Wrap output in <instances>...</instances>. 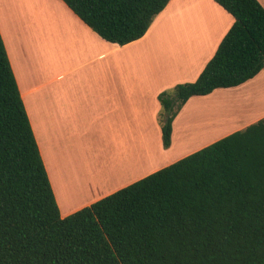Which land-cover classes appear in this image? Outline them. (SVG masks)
I'll use <instances>...</instances> for the list:
<instances>
[{
  "label": "trees",
  "instance_id": "16d2710c",
  "mask_svg": "<svg viewBox=\"0 0 264 264\" xmlns=\"http://www.w3.org/2000/svg\"><path fill=\"white\" fill-rule=\"evenodd\" d=\"M62 1L124 45L169 0ZM215 1L234 22L194 81L158 94L165 148L190 96L264 67V7ZM0 264H264V117L61 216L0 35Z\"/></svg>",
  "mask_w": 264,
  "mask_h": 264
},
{
  "label": "crops",
  "instance_id": "0c3cea01",
  "mask_svg": "<svg viewBox=\"0 0 264 264\" xmlns=\"http://www.w3.org/2000/svg\"><path fill=\"white\" fill-rule=\"evenodd\" d=\"M258 1L264 7V0ZM63 5L75 19L79 34L61 43L63 62L59 66L64 64L58 70L54 71L51 66L47 48L49 33L44 29L46 24L42 22L39 0L0 2V35L60 215L66 216L147 175L145 146L144 143L140 146L136 140L140 135L144 139L147 129L158 126L153 118L161 109L158 94L165 88L198 77L233 24L234 17L215 0H169L143 36L116 45L101 38L65 3ZM53 37L55 39V35ZM147 45L146 54L154 67L150 88L145 82L144 62L138 63L144 54L140 49ZM77 69H85L90 74L89 81L83 78L80 82H67L66 78ZM251 89L255 94L245 95ZM149 90H154L153 101L158 103L157 108L152 104L146 106ZM228 95L235 97L232 106H226L230 108L224 111L231 122L219 126V119L224 120L219 114L223 112L216 108L221 106L219 99ZM139 101L144 110L137 118H131V107ZM189 105L192 109L196 106V112H203L204 119L212 118L210 126L214 128L200 130L202 136L210 138L214 129L218 132L215 139L179 155L172 147V135L176 119ZM262 106L264 67L236 86L190 96L172 121L169 146H162L171 159L166 165L263 118ZM241 107H245V111ZM149 111H153L150 117ZM157 130L161 136V127ZM194 132L196 128L189 134ZM98 137L112 140L105 151L91 143V139ZM121 142L130 147L121 146ZM163 166L165 164L153 171ZM66 178L68 182L71 178L73 181L68 183ZM75 179V186L80 187L73 192L69 185L74 186Z\"/></svg>",
  "mask_w": 264,
  "mask_h": 264
},
{
  "label": "rangeland",
  "instance_id": "374dc122",
  "mask_svg": "<svg viewBox=\"0 0 264 264\" xmlns=\"http://www.w3.org/2000/svg\"><path fill=\"white\" fill-rule=\"evenodd\" d=\"M5 1H8V0H0L1 4L5 3ZM39 1L41 3V10L43 12L42 22L43 23L45 22L46 24L44 29L49 33L47 34L48 40H50V43L47 44L48 54H50L49 58L51 61V66L53 65L54 71H55V70H58L59 67H62V65L64 64L63 63L61 66H59L63 62V58H62L61 50H60L61 43L63 45V43L69 37L72 38V36H75L76 33L79 34V31L75 24L76 22L75 19L72 17L69 11L65 9L63 5L64 2L62 0L61 2L58 0H39ZM53 35H55V39H52ZM148 50H149L148 45L142 50L140 49V51L143 52L144 54H141L140 60L138 63L141 64L142 62H144L142 67L144 69V74H145V79H146L145 82H146L147 88H150L154 67H152L150 57L148 56V54H146ZM83 78L85 80L87 78V81H89L90 74L86 73L85 69L84 70L77 69L66 78V81L67 82H80V81H83ZM155 82L157 83L158 81H155ZM163 82L165 81L163 80ZM152 87L154 88V84H152ZM164 90H166L170 96L174 95L173 87H168V88H165ZM138 93L141 95V91H139ZM153 93H154V90H149L147 97H146V106L152 104L155 106V108H157L158 103L153 101ZM253 94H255L253 89L245 92V95H250L251 97L253 96ZM219 100H220L221 106H219L216 109L222 110L223 115L219 114V116H221L222 119H224V120L219 119L221 123L219 126H224L226 124L228 125L231 122L229 120L230 117L228 115H225L224 111L226 108H228L226 106H229L230 104H232L233 100H235V97L234 95H228L226 97H221ZM249 107L250 106H248L247 108ZM262 107L264 109V106ZM241 108L243 111H245V107H241ZM196 109H197L196 106L192 109L189 105L184 110V113H182V115L178 117L175 121V130L173 131V135H172V138H173L172 147L176 150L175 153L177 152V154L179 155H181L182 153H185L186 151H190L191 149L197 148L198 145L204 144L206 143V141L209 142V140L211 141V139L212 140L215 139L213 137H217L215 133L218 132V129H214L213 131L214 135L210 133V135L212 134L210 138L207 137L209 136L207 135L208 134L207 132L205 133V135L207 136L205 137L202 136L203 134L199 132L200 130L201 132L204 130H210L214 128V125L210 126V123L212 122V118L204 119V115L201 116L203 112H199V111L196 112L197 111ZM143 110H144V106H142V101H139L138 105L131 107V118L133 116L137 118L138 114L141 115ZM161 112L162 111L159 108L157 113L153 117L155 118L156 125H158L159 127H161V124L163 121V117H162L163 115L161 114ZM152 113L153 111L151 112L149 111V117L151 116ZM146 117L147 119L149 118L147 115ZM141 121H142V117L140 118V122ZM148 125L149 124L147 123V126ZM233 125H234V121H233ZM157 127H154L152 130L147 129L145 138L143 139V135H140V138L136 140L140 146L142 143H144V146H145L147 174L151 173L154 168L159 167L160 165H164V164L166 165V163H168V161L171 160L168 156L169 153H166L165 151H163L164 149L162 147L163 146L162 139H161V136H159L158 134ZM194 128H196L197 132H194V134L192 133L193 135L189 134ZM197 128H200V129H197ZM217 135H220V134H217ZM91 141H92L91 143H94L95 145H99L102 148H104V151L107 147V144L109 145L112 142V140H107L105 138H99V137L94 138L93 140L91 139ZM120 145L130 147V145L127 144L126 142H121ZM171 156H172V159H175L173 158V154ZM65 181L68 182V178H66ZM71 181H73V178H71L68 183H71ZM76 184L77 182L75 179L74 186H72V184L69 185L70 186L69 188H71L73 192L77 191L80 187V185L75 186ZM64 188H66V185L64 186ZM61 205L63 206V203H61Z\"/></svg>",
  "mask_w": 264,
  "mask_h": 264
}]
</instances>
